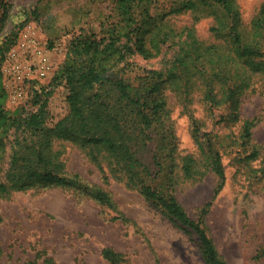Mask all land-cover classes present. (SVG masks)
Returning a JSON list of instances; mask_svg holds the SVG:
<instances>
[{
  "label": "trees",
  "instance_id": "1",
  "mask_svg": "<svg viewBox=\"0 0 264 264\" xmlns=\"http://www.w3.org/2000/svg\"><path fill=\"white\" fill-rule=\"evenodd\" d=\"M110 1L112 20H107L106 25L103 23L100 35L80 29L69 39L66 59L51 81L50 89L39 91L45 99L39 102L37 109L25 113L22 107H17L9 112L13 138L2 186L8 195L32 189L71 190L78 196L113 209L115 203L102 186L88 183L78 173L67 170L64 151L60 147L64 142H70L84 151L101 172L104 182L110 179L123 182L183 232L196 235L205 264H228L204 224L210 202L201 207L198 219H193L174 194L178 181L172 170L176 138L169 120L166 92H175L187 102L191 88L194 85L202 87L203 100L209 109L227 107L230 111L228 116H221L220 122H226L228 117L241 123L236 141L242 150L236 151V160L244 163L257 158L255 148L247 153L255 121L239 119V97L249 88L241 58L252 49L241 30L237 2ZM0 6L2 29L10 5L2 0ZM187 12L195 21L213 15L211 31L223 42L206 45L197 38L192 27L186 29L184 38H181L184 29L177 32L167 19ZM250 25L251 36L264 39V2ZM17 36L18 32L10 33L1 43L0 66ZM175 37L180 38L178 49L167 67L139 68L140 72L124 69V66L130 67L126 61L130 54L136 52L149 59ZM201 54L209 55L213 60L209 71L197 64V56ZM60 83L66 90L68 110L51 123L47 100L52 95L53 86ZM3 95L7 96L6 90ZM190 120L192 134L197 141L200 140L199 146L203 150L198 159L192 155L181 157V176L196 181L212 172L217 177L214 189L217 194L225 180L222 155L216 148L214 136L209 132L199 135L201 123L193 116ZM257 172L260 174L256 175ZM248 177L250 187L263 182L258 190L264 192V167L252 169ZM44 262L55 264L50 258H45Z\"/></svg>",
  "mask_w": 264,
  "mask_h": 264
},
{
  "label": "rangeland",
  "instance_id": "2",
  "mask_svg": "<svg viewBox=\"0 0 264 264\" xmlns=\"http://www.w3.org/2000/svg\"><path fill=\"white\" fill-rule=\"evenodd\" d=\"M4 1L10 8L5 26L0 29V46L7 35L18 32L19 36L25 26L32 24L43 43L49 47L61 45L63 52L53 55L54 70L49 77L30 87L23 103L12 104L4 97L0 72V264L32 261L47 264L45 258L55 264H205L196 235L183 232L123 182L113 179L104 182L101 172L84 151L70 142L60 147L67 170L78 173L88 183L102 186L115 203L113 209L61 188L6 194L2 183L13 138L9 112L17 107H22L25 113L37 109L39 102L45 99L39 91L50 89L51 81L66 59L69 39L80 29L100 35L103 23L106 25L107 20H112L113 10L110 0ZM236 2L243 36L252 49L241 58L249 88L239 97V119L255 121L247 153L255 148L258 155L245 164L236 160V151L242 150L236 141L241 123L228 117L227 123L220 122L221 116H228L230 111L227 107L209 109L203 100L202 87L194 85L187 102L175 92L167 91L169 120L176 138L172 170L178 181L174 194L193 219H198L201 207L210 202L204 224L228 264H264V192L258 190L263 182L250 187L248 177L252 169L264 167V39L252 37L250 25L264 0ZM167 20L177 32L184 29L181 38L186 29L192 27L197 38L206 45L223 42L211 31L213 15L195 21L187 12ZM179 39L169 40L149 59L136 52L130 54L126 59L130 67L124 66V69L140 72L139 68L167 67L177 52ZM197 59V64L207 71L213 65L209 55L201 54ZM65 95L64 84L53 86L47 100L51 123L67 113ZM191 116L201 123L199 135L209 132L214 136L216 148L222 155L225 180L217 194H214L217 177L212 172L196 181L181 176V157L192 155L198 159L202 154L200 140L192 134ZM202 141L206 144L205 138L202 137ZM118 215L120 218H113Z\"/></svg>",
  "mask_w": 264,
  "mask_h": 264
},
{
  "label": "built area",
  "instance_id": "3",
  "mask_svg": "<svg viewBox=\"0 0 264 264\" xmlns=\"http://www.w3.org/2000/svg\"><path fill=\"white\" fill-rule=\"evenodd\" d=\"M61 52V45L49 47L43 43L34 25L25 26L0 66L9 102L23 103L30 87L52 73L55 67L53 55Z\"/></svg>",
  "mask_w": 264,
  "mask_h": 264
}]
</instances>
